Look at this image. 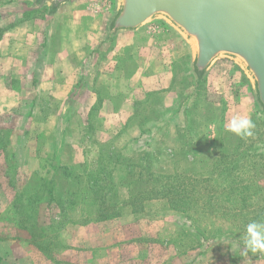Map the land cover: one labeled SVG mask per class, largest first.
<instances>
[{
  "label": "rangeland",
  "instance_id": "obj_1",
  "mask_svg": "<svg viewBox=\"0 0 264 264\" xmlns=\"http://www.w3.org/2000/svg\"><path fill=\"white\" fill-rule=\"evenodd\" d=\"M0 1L15 3L14 0ZM32 2L41 7L37 13L39 17L50 18L57 12L49 13L48 7L40 5L39 0ZM114 6L115 0H70L61 7V15L76 25L90 20L92 64L113 60L111 65L119 64V69L128 75L134 73L138 58L145 67L151 62V70L144 71L148 77L161 74L165 64L169 67L170 84L165 89L147 91L141 79L134 85L126 82L129 79L126 75L115 77L116 85H122L124 93L110 94L101 89L98 100L88 114L87 110L85 112L87 119L82 112L81 115L77 112L70 117L67 115L72 124L60 125L58 131L52 133V141L39 140L41 150H38V168L34 171L32 166L18 167L14 158L4 151L13 118L0 115L3 157L0 207L10 201L8 210L0 213V229L6 227L14 231L26 226L28 231H25L37 246L36 250L47 256L50 250L52 253L60 251L61 236L76 235L73 232L77 231L64 233L67 224L93 223L99 224L98 243L108 250V259H118L111 249L132 241L139 253L133 264H264V254L249 252L244 256L245 249L240 243L247 223L264 220V116L254 103L248 79L235 64L222 60L202 82H195L189 67V45L177 31L160 20L135 33L108 37L106 26ZM96 18L99 25L94 26ZM128 37L135 39L131 42ZM176 39L187 45L185 59L178 58V53L183 51L182 47L172 44ZM125 59L126 63L121 65ZM8 85L19 90L21 82L13 80ZM23 95L27 98L25 105L40 97L39 94ZM17 97L10 96L6 103H17L13 99ZM41 98L38 103L44 106L42 112L58 110L57 101L44 99L41 102ZM130 111L132 115L127 116ZM237 113L250 115L255 124L252 137L242 139L227 130L228 121ZM219 134L227 152L238 138L241 140L238 154L242 156L235 159L238 167L233 171L236 180L231 183L232 178L209 175L210 182H201L212 168ZM144 155L148 157L146 161H150L149 171L171 175L170 182H174L176 173L180 175L185 201L189 203L186 208L169 204L170 195L166 199H145L134 211L128 205L119 206L118 217L102 222H95L96 207L87 202L83 212L67 211L69 189L79 187V180L67 179V174L83 177V180L86 173L106 164L113 172V179L118 181L125 175L126 163L148 168L149 164L141 161ZM121 157L124 159L117 164ZM199 159L202 164L194 166L193 162ZM191 171H196L193 176ZM50 180L55 181L51 202L47 194ZM40 185L41 190L35 196L33 189H39ZM230 186L238 187V191L229 198L224 197L221 189L228 190ZM126 191L124 188L118 191L119 204L126 201ZM86 221L88 223L84 224ZM2 231L6 232L1 230V234ZM129 256L121 255L120 264Z\"/></svg>",
  "mask_w": 264,
  "mask_h": 264
},
{
  "label": "crops",
  "instance_id": "obj_2",
  "mask_svg": "<svg viewBox=\"0 0 264 264\" xmlns=\"http://www.w3.org/2000/svg\"><path fill=\"white\" fill-rule=\"evenodd\" d=\"M14 2L6 4L5 1H0V115L13 118L4 151L14 158L18 167L32 166L31 170L34 171L38 168V153L41 150L38 148L39 140L52 141V133H56L60 125L64 122L72 124L67 115L70 117L72 114L76 115V112L81 115L82 112L87 119L85 112L87 110L88 114L90 107L98 100L99 90L106 89L110 94L124 93L123 86H117L114 78L124 77L126 73L119 69V64L111 65L113 60L99 65L94 61L95 65L92 64L90 20L81 22L80 25L70 23L61 15V8L50 18L39 17L37 13L41 7L33 5L32 0ZM98 21L97 18L93 21L94 26L99 25ZM128 38H131V42L135 39ZM172 44L182 47L183 53H178V58L182 59L183 56L185 59L186 43L176 39ZM113 59L117 60L116 57ZM126 60L120 62L121 65ZM135 63V71L126 75L129 77L126 82L137 85L141 79L146 83L147 91L165 89L170 84L169 67L165 64L162 65L161 74H150L148 77L144 75V71L151 70V62L145 67L137 58ZM13 80L21 82L19 90L8 85ZM23 93L39 94L40 97L34 101L31 99L30 105H25L27 98ZM15 95L18 97L13 99L17 103H6L10 96ZM40 98L41 102L44 99L57 101L58 110H47L45 114L42 112L44 106L38 103ZM126 115L131 116L132 111ZM2 158L0 150L1 175ZM9 206L10 201H7L4 207H0V213L7 211ZM97 226L99 224H67L63 228L64 233L77 231L73 232L76 235L61 236L58 243L59 246L61 244L60 251L52 253L50 250L51 254L48 256L36 250L37 246L25 230L1 228L0 264H120V256L124 254L130 256L122 264L135 263L139 253L132 241L115 246L111 250H115L118 259H108V250L99 244L101 230ZM1 230L6 232L2 231L1 234Z\"/></svg>",
  "mask_w": 264,
  "mask_h": 264
},
{
  "label": "water",
  "instance_id": "obj_3",
  "mask_svg": "<svg viewBox=\"0 0 264 264\" xmlns=\"http://www.w3.org/2000/svg\"><path fill=\"white\" fill-rule=\"evenodd\" d=\"M69 1L39 3L55 12ZM155 20L170 25L189 45L195 82L219 61L239 67L264 116V0H115L107 36L135 33Z\"/></svg>",
  "mask_w": 264,
  "mask_h": 264
},
{
  "label": "trees",
  "instance_id": "obj_4",
  "mask_svg": "<svg viewBox=\"0 0 264 264\" xmlns=\"http://www.w3.org/2000/svg\"><path fill=\"white\" fill-rule=\"evenodd\" d=\"M49 13H54V11L48 9ZM222 131V130H220ZM219 131V132H220ZM222 136L219 134L218 137V151H216L215 154H213V165L211 170L208 173V176L201 180V182L208 181L210 182V176L212 177H226L232 178L231 181L233 182L236 180L234 177L233 171L237 169L238 162L235 160L236 158L239 159L242 155L238 154L239 152V145L238 144L241 140L240 138L237 139L235 145L231 147L230 152L225 151V148L221 144ZM148 155V154H145ZM143 156L141 158V161H144L149 164L148 168L144 169V167L137 165V164H131L128 165L126 163L124 165V172L125 175L121 177L118 181L113 179L112 177V171H110L106 164H101V161L98 158V163L101 165L98 166L95 170L89 171L83 177L79 176H71L67 174V179L71 178L73 181L76 179L79 180V187L81 188H75L71 191V188L69 189L70 192H68L67 195V211L69 212H83L82 208L85 207V205L90 203V206H95L96 211V221L95 222H102L114 219L120 215V209L119 206L128 205L132 211L135 209H138V207L141 206V202L145 199H151L152 198H160V199H166L170 195L172 197H169L168 200L169 204H171L174 207L180 208L183 206L186 208L189 203L185 201V195L183 193V187L181 183V178L179 174H175L174 176V182H170L171 175H160L153 173L152 171H149L150 169V161H146L148 158L147 156ZM173 156V155H172ZM124 158L117 159V164L119 161H122ZM116 162V160H114ZM202 164L201 159L198 160L197 163L193 162L194 166H199ZM63 168L59 166V169ZM140 168V169H138ZM64 169V168H63ZM138 169V170H137ZM66 170V169H64ZM192 176L196 171H191ZM191 172L189 174H191ZM194 172V173H193ZM200 177V174H196ZM205 175L204 173H201V176ZM210 175V176H209ZM211 177V179H213ZM81 179V180H80ZM180 179V180H179ZM197 179H194L193 181H196ZM49 185L48 187V197L49 201L51 202L54 200V191H55V181L50 180L47 182ZM39 189H33V193L35 196L38 195V193L41 190V185L38 186ZM214 187V186H211ZM120 188L126 189V201H120V204L118 203V191ZM236 191H238V187L230 186L227 189H221L222 194L227 198H229L231 195L236 194ZM243 191V190H239ZM240 193V192H239ZM238 193V194H239ZM242 193V192H241ZM98 200V203H97ZM30 200V204H31ZM87 202V203H86ZM188 204V205H187ZM69 223V221H67ZM88 223L87 221L84 223ZM21 229L28 231L26 226L21 227Z\"/></svg>",
  "mask_w": 264,
  "mask_h": 264
},
{
  "label": "clouds",
  "instance_id": "obj_5",
  "mask_svg": "<svg viewBox=\"0 0 264 264\" xmlns=\"http://www.w3.org/2000/svg\"><path fill=\"white\" fill-rule=\"evenodd\" d=\"M255 124L250 115L234 114L227 123V130L234 135L247 139L254 135ZM244 256L248 253L264 254V220H253L246 224L244 234L240 237ZM238 246V245H237Z\"/></svg>",
  "mask_w": 264,
  "mask_h": 264
}]
</instances>
